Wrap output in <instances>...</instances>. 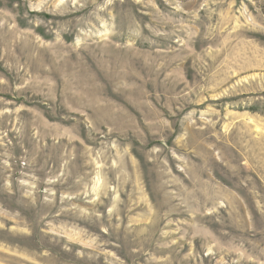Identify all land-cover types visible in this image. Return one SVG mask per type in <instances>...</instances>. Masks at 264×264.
Wrapping results in <instances>:
<instances>
[{
    "label": "rangeland",
    "instance_id": "1",
    "mask_svg": "<svg viewBox=\"0 0 264 264\" xmlns=\"http://www.w3.org/2000/svg\"><path fill=\"white\" fill-rule=\"evenodd\" d=\"M0 264H264V0H0Z\"/></svg>",
    "mask_w": 264,
    "mask_h": 264
}]
</instances>
